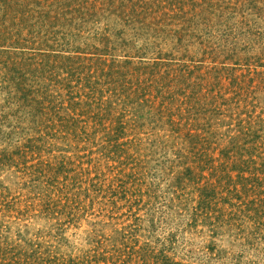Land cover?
Masks as SVG:
<instances>
[{
	"label": "rangeland",
	"instance_id": "374dc122",
	"mask_svg": "<svg viewBox=\"0 0 264 264\" xmlns=\"http://www.w3.org/2000/svg\"><path fill=\"white\" fill-rule=\"evenodd\" d=\"M0 264H264V0H0Z\"/></svg>",
	"mask_w": 264,
	"mask_h": 264
}]
</instances>
